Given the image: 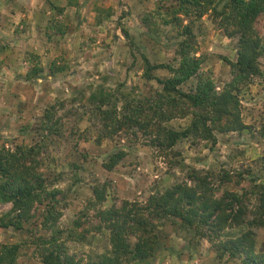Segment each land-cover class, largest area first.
<instances>
[{
    "label": "rangeland",
    "instance_id": "1",
    "mask_svg": "<svg viewBox=\"0 0 264 264\" xmlns=\"http://www.w3.org/2000/svg\"><path fill=\"white\" fill-rule=\"evenodd\" d=\"M171 1L0 0V148L37 147L34 168L47 177V187L65 195L57 207L59 242L80 259L109 248L106 233L94 230V212L86 210L97 183L107 185L100 206L109 207L124 200L144 202L151 193L188 181L193 170L200 175L229 173L230 183L214 182L219 195L224 190H250L264 179V51L258 61L261 74L238 90L243 130L215 132L211 149L210 142L192 137L160 148L133 126L104 137L92 115L88 97L97 87L125 101L152 97L161 89L156 80L143 77V58L177 66L179 26L168 7ZM178 16L180 24L190 21L193 27L196 55L202 58L199 73L220 91L232 79L237 38L226 35L212 10L201 18ZM254 26L264 49V13ZM154 75L170 76L163 69ZM196 79L181 89L190 90ZM46 112L53 116L49 129L42 130ZM188 122L189 117L176 118L168 126L180 129ZM119 150L124 151L123 159L113 170H105L103 162ZM10 207L0 203V216ZM42 207L34 205L35 215L22 230L0 228V245L22 244L14 264H44L42 241L52 231L41 226ZM161 224L156 255L133 264H249L244 256L219 259L206 239L180 232L168 220ZM254 232L259 251L264 226ZM79 234L85 235L83 241Z\"/></svg>",
    "mask_w": 264,
    "mask_h": 264
},
{
    "label": "trees",
    "instance_id": "2",
    "mask_svg": "<svg viewBox=\"0 0 264 264\" xmlns=\"http://www.w3.org/2000/svg\"><path fill=\"white\" fill-rule=\"evenodd\" d=\"M168 7L177 17L174 19L179 26L175 48L178 64H151L143 58V77L156 80L161 89L152 97L125 101L97 87L88 97L90 111L101 123L104 137L133 126L160 148H170L180 139L192 137L210 142L211 149L216 143L215 132L244 128L238 90L261 74L258 61L264 49L254 24L264 13V0H172ZM209 10L218 19L220 28L228 37H236L238 44L236 61L230 62L232 79L220 91L210 78L199 73L202 58L196 55L193 27L190 21L180 24L178 16L194 14L195 18H201ZM161 69L167 70L170 76L164 79L155 76L154 71ZM35 73L33 70L32 75ZM193 77L197 78L193 88L182 90L181 86ZM51 116L52 113L46 112L40 129H49ZM186 117L189 122L185 127L168 126L171 120ZM37 154L36 146H18L15 150L0 148V203L11 204L0 216V228L22 230L24 223L35 215L34 205H43L41 226L52 231L42 241L44 264H133L149 260L159 249L158 233L165 220L180 232L192 233L199 240L206 239L219 259L244 256L245 263L264 264V242L257 251L254 232L264 226V179L250 190H224L219 195L214 182L230 183L233 178L229 173L208 171L200 175L193 170L188 181L151 193L144 202L124 200L120 205L109 207L100 206L106 200L107 185L97 183L92 187V198L86 210L94 212L91 215L94 230L98 234L106 233L109 248L84 260L69 254L65 244L59 242L61 233L56 229V222L61 210L57 207L65 201V195L61 189L47 187V177L34 168L32 158ZM123 157L124 151H115L102 167L111 171ZM261 160L264 161V156ZM80 224L76 222V226ZM73 235L76 237V233ZM84 238V234L78 235L81 241ZM21 246L1 244L0 264H14Z\"/></svg>",
    "mask_w": 264,
    "mask_h": 264
}]
</instances>
